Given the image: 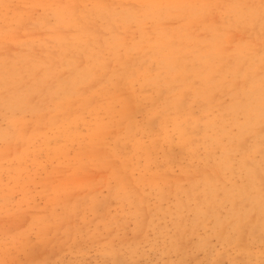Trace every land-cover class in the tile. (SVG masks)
Returning a JSON list of instances; mask_svg holds the SVG:
<instances>
[{
  "label": "bare ground",
  "instance_id": "obj_1",
  "mask_svg": "<svg viewBox=\"0 0 264 264\" xmlns=\"http://www.w3.org/2000/svg\"><path fill=\"white\" fill-rule=\"evenodd\" d=\"M261 124L264 0H0V181L130 182L157 228L243 188L213 225L240 255L264 242Z\"/></svg>",
  "mask_w": 264,
  "mask_h": 264
},
{
  "label": "rangeland",
  "instance_id": "obj_2",
  "mask_svg": "<svg viewBox=\"0 0 264 264\" xmlns=\"http://www.w3.org/2000/svg\"><path fill=\"white\" fill-rule=\"evenodd\" d=\"M238 36L235 39L247 40V32ZM150 127L156 129V121ZM82 129L80 124L79 130ZM258 129H264V124ZM188 130L193 133L199 131L196 128ZM200 169L196 168L197 171ZM251 178L263 179L259 175ZM2 180V264H30V260L32 264H231L229 258L235 264H264V242L257 237L249 239L248 252L238 255L218 241L223 233L213 231L215 221L223 218L229 210V201L240 200L239 218L252 210L253 204L246 200L243 188L230 197H207L203 202L196 197L187 200L192 206H199V217L193 218L192 211L182 207V213L177 217L180 220L178 224L164 221L165 216L159 215L162 226L157 228L155 216L152 226L140 227V222L146 218L135 214L136 187L130 182L13 183L7 182L4 177ZM214 184H210L211 189L197 182L199 189L205 188L206 196L209 192H216ZM188 186L189 182H186L184 188ZM143 198L145 206L151 207L152 197ZM192 220L199 222L194 227L195 232L188 231ZM233 221L236 222V219ZM203 223L205 226L201 227ZM205 232L209 236L207 246L199 239ZM209 247L212 249L209 250Z\"/></svg>",
  "mask_w": 264,
  "mask_h": 264
}]
</instances>
